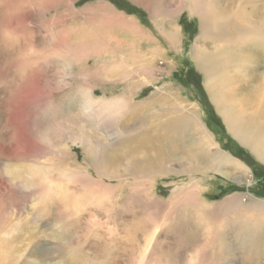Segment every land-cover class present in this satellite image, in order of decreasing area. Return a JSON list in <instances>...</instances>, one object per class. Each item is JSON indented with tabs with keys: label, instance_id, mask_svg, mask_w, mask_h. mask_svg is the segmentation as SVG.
I'll list each match as a JSON object with an SVG mask.
<instances>
[{
	"label": "rangeland",
	"instance_id": "rangeland-1",
	"mask_svg": "<svg viewBox=\"0 0 264 264\" xmlns=\"http://www.w3.org/2000/svg\"><path fill=\"white\" fill-rule=\"evenodd\" d=\"M193 1L0 0V264H264L248 250V235L264 234V164L195 67L193 49L214 45ZM251 58L261 81L264 62ZM189 116L211 138L180 130ZM163 130L175 161L132 173L129 140ZM196 148L205 159L181 161ZM215 151L245 170H213Z\"/></svg>",
	"mask_w": 264,
	"mask_h": 264
},
{
	"label": "bare ground",
	"instance_id": "bare-ground-1",
	"mask_svg": "<svg viewBox=\"0 0 264 264\" xmlns=\"http://www.w3.org/2000/svg\"><path fill=\"white\" fill-rule=\"evenodd\" d=\"M236 1L227 0L225 5H219L218 0L200 2V5L204 4L205 12H198L199 36L204 43L213 44L214 50L207 52L194 48L192 59L196 69L204 74L206 81L204 82L209 96L216 105L229 132L251 152L255 159L264 164V72L260 81L256 69L245 65L248 64L249 58H253L254 54L260 57L261 62H264V0H260L261 5L259 6L256 5L258 0H244L243 5L235 6ZM200 5L193 4V10L200 9ZM166 30L162 31L164 39L168 40L170 44H174L176 33ZM133 37L137 43L136 45L139 46L146 41V37L138 34V32ZM147 44L151 45L149 39ZM198 47L200 48V46ZM143 54L145 55H140L142 56L141 62L144 61L145 57L143 56H146L147 53ZM243 68H246V78L238 75L239 70ZM232 79L235 84H238L237 88L231 87L233 84ZM225 88L228 89L224 90ZM238 90L244 93L237 94L243 96L239 99V104L234 102V93H237ZM121 107L123 109L125 106L122 103L120 107L116 105L118 111L111 113L118 114ZM132 108V112L137 109L136 106H132ZM192 116L182 118L176 122L180 130L194 127L197 132L200 131V134H207L210 137L198 118ZM163 131L161 134L155 132L152 135L150 132H142L137 140H129L127 154L122 157L126 159V165L132 173L142 170L147 173L162 174L167 170L164 168V164L175 161L176 156L173 148L170 147L172 146V139L169 134L164 136L167 130ZM215 145L216 151L219 150L218 144ZM195 151L191 155H182L185 157L181 161L197 162L200 159H205V156L203 157L201 154V150L196 148ZM215 152L208 159L210 164L213 165V170L220 171V168L227 166L228 163L245 170L244 165L239 160L231 158L230 155ZM191 169L197 171L196 166L191 167ZM222 175L229 178V175L225 173H222ZM236 181L240 182L239 180ZM261 204L259 203L257 206L262 207ZM261 230L259 228L255 233L251 232L250 236L248 235V238L253 239L254 242L248 250H255L256 254L264 251L261 250L264 242V234Z\"/></svg>",
	"mask_w": 264,
	"mask_h": 264
},
{
	"label": "flooded vegetation",
	"instance_id": "flooded-vegetation-1",
	"mask_svg": "<svg viewBox=\"0 0 264 264\" xmlns=\"http://www.w3.org/2000/svg\"><path fill=\"white\" fill-rule=\"evenodd\" d=\"M256 167H257V166H254V168H253V169H256Z\"/></svg>",
	"mask_w": 264,
	"mask_h": 264
}]
</instances>
